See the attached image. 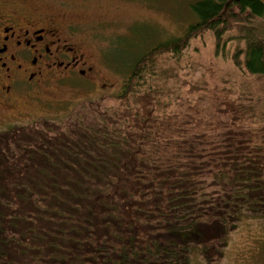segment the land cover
I'll list each match as a JSON object with an SVG mask.
<instances>
[{
	"label": "trees",
	"instance_id": "1",
	"mask_svg": "<svg viewBox=\"0 0 264 264\" xmlns=\"http://www.w3.org/2000/svg\"><path fill=\"white\" fill-rule=\"evenodd\" d=\"M191 8L110 103L0 135V264H211L244 219L264 225V1ZM207 32L230 64L213 84L189 61Z\"/></svg>",
	"mask_w": 264,
	"mask_h": 264
},
{
	"label": "rangeland",
	"instance_id": "2",
	"mask_svg": "<svg viewBox=\"0 0 264 264\" xmlns=\"http://www.w3.org/2000/svg\"><path fill=\"white\" fill-rule=\"evenodd\" d=\"M196 1L42 0L43 9L60 11L79 23L74 42L86 54L93 74L46 87L37 99L21 104L22 114H8V119L17 124L16 127L45 120L67 123L73 116L81 114L80 108L84 104L110 103L138 57L160 42L180 37L195 22L191 4ZM214 40V35L207 32L201 39L193 41L189 59L206 71L213 62L214 72L207 74L211 84L220 79L218 76L224 75L230 65L227 61L216 63L214 60ZM186 62L187 59L182 66L187 65ZM197 77V74H190L186 80L192 82ZM184 89L188 93V87ZM64 127L62 124L57 128ZM7 130L0 127V135ZM208 251L211 264H264V225L257 220L244 219L227 237L225 246L211 247ZM195 256L194 264H206L200 252Z\"/></svg>",
	"mask_w": 264,
	"mask_h": 264
},
{
	"label": "flooded vegetation",
	"instance_id": "3",
	"mask_svg": "<svg viewBox=\"0 0 264 264\" xmlns=\"http://www.w3.org/2000/svg\"><path fill=\"white\" fill-rule=\"evenodd\" d=\"M42 7V0H0V127L6 130L21 127L8 114L46 87L93 74L74 42L79 23Z\"/></svg>",
	"mask_w": 264,
	"mask_h": 264
}]
</instances>
